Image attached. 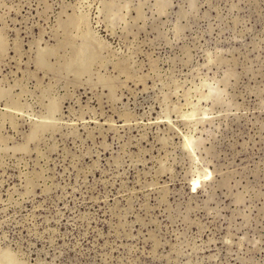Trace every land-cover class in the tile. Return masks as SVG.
<instances>
[{
  "label": "rangeland",
  "instance_id": "obj_1",
  "mask_svg": "<svg viewBox=\"0 0 264 264\" xmlns=\"http://www.w3.org/2000/svg\"><path fill=\"white\" fill-rule=\"evenodd\" d=\"M9 263L264 264V0H0Z\"/></svg>",
  "mask_w": 264,
  "mask_h": 264
},
{
  "label": "bare ground",
  "instance_id": "obj_2",
  "mask_svg": "<svg viewBox=\"0 0 264 264\" xmlns=\"http://www.w3.org/2000/svg\"><path fill=\"white\" fill-rule=\"evenodd\" d=\"M69 39V37H66V39ZM91 38V37H90ZM92 39V38H91ZM63 41V40H62ZM89 41H90V39H89ZM68 42H70L69 40H68ZM67 42V43H68ZM67 43H65V44H67ZM60 45H61V43H60ZM85 45V44H84ZM93 45V44H92ZM62 46V45H61ZM92 47V46H91ZM55 49V48H54ZM81 49V48H80ZM80 49H78V50H80ZM2 50V49H1ZM78 50H76L77 52H78ZM87 51V45H85L84 46V48H82L81 50H80V52L77 54V56L75 57V58H73L69 63H68V65L67 66H69V68L70 67H75L76 68V70H80V73H82L81 71H83V70H85L86 68H87V65H88V62L90 61V59H89V61L88 60H85L83 57H82V55H83V51ZM47 51V50H46ZM74 51V50H73ZM85 51V52H86ZM94 51V50H93ZM38 52H40V51H38ZM52 52H54L53 51V49H52ZM89 52V51H88ZM74 53V52H73ZM85 54V53H84ZM87 54V53H86ZM94 54H96V53H94ZM40 55V54H39ZM72 55H74V54H72ZM88 55H89V53H88ZM92 55V54H91ZM49 56H50V54H49ZM39 58V57H38ZM40 59V58H39ZM38 59V61H40ZM43 60V59H42ZM47 59H45V61H46ZM65 61V60H64ZM41 64H42V61H41ZM40 64V65H41ZM43 65H46V64H43ZM69 68H67V69H69ZM89 68V67H88ZM65 69V68H64ZM74 69V68H73ZM72 69V70H73ZM73 72H75V74L77 73L76 71H73ZM87 72V71H86ZM86 72H84V73H86ZM79 75V74H78ZM82 75V74H81ZM77 76V75H76ZM2 92V91H1ZM4 93V92H3ZM54 101V100H53ZM55 103V102H54ZM48 106H49V104H48ZM50 109H51V107H50ZM55 109V108H54ZM50 116V115H49ZM45 123V122H44ZM37 124V123H36ZM40 124V123H39ZM39 124H37V125H39ZM40 125H42V122H41V124ZM44 125V124H43ZM45 125H47L46 123H45ZM42 127V126H41ZM37 128H38V126H37ZM36 128V129H37ZM42 129V128H41ZM44 129V128H43ZM39 131V130H38ZM40 132V131H39ZM38 132V133H39ZM33 133V132H32ZM33 135V134H32ZM37 135V134H36ZM31 137V136H30ZM2 256H4L3 254H1ZM7 256H8V253L6 254ZM5 255V256H6ZM4 256V257H5ZM3 257V258H4ZM9 257V256H8ZM6 259H8V260H10V257L9 258H7V257H5ZM5 261H7V260H5ZM14 261V260H13ZM10 262V261H9ZM7 263H8V261H7ZM11 263V262H10ZM9 263V264H10ZM13 263V262H12Z\"/></svg>",
  "mask_w": 264,
  "mask_h": 264
}]
</instances>
